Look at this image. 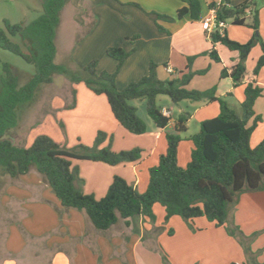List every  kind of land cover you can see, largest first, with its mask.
I'll list each match as a JSON object with an SVG mask.
<instances>
[{
	"label": "crops",
	"instance_id": "1",
	"mask_svg": "<svg viewBox=\"0 0 264 264\" xmlns=\"http://www.w3.org/2000/svg\"><path fill=\"white\" fill-rule=\"evenodd\" d=\"M9 1L14 8L16 5L21 7L26 16L31 13L39 15L42 11L40 0ZM160 1L163 4L160 12L174 17L176 15L174 10L182 6L180 0ZM204 1L208 5L211 1L219 3L221 0ZM243 1L245 0H232V4ZM254 1L256 5L250 0L252 5L245 15L246 24L230 26L226 22L225 28L232 39L246 42L254 33H258L264 40V3ZM129 2L133 1L71 0L67 3L62 9L57 30L56 60L69 58L71 66H84L96 59L99 70L114 72L117 70V60L108 56L107 48L122 46L126 50L134 49L117 73V85L123 88L147 74L152 61L158 64V76L164 80L177 77L179 71L185 70L189 56H198L192 63V69L208 67V72L196 74L188 87L204 90L217 85L218 96H226L231 92L232 95L228 96V99L232 101V105L240 107V102L244 99L245 82L235 86L231 77H221L222 68L230 65L224 61L219 51L222 60L220 62H214L209 54H203L218 46V43L213 44L210 33L203 27V20L208 15L215 14L214 10L208 7L207 11L202 6L199 19H192L186 14L182 18H176L171 27L170 22L159 20L165 28H171L169 34L159 29L146 12L149 10L147 7L144 5L139 7ZM256 7L259 15L257 30L251 27ZM90 16L92 20L87 24ZM4 19L11 21L9 17ZM30 21L23 20L26 23ZM68 23L76 25L70 40L63 34ZM80 28H85L86 33L78 35ZM261 54L262 48L260 44H256L246 61V78L255 79L256 83L263 87L262 95L254 104L255 115H260L262 120L251 135L252 146H256L264 139V65L257 76L253 74ZM237 58L238 56H235L234 60ZM198 75L201 76L199 79L203 80L202 85L195 81ZM72 86L78 89L77 104L70 109L71 111L69 110L72 115L77 119L90 116L96 119L103 118L109 123V127L100 125L104 124L103 122L90 126V141L99 129H103L109 135H114L112 148L116 151L127 148L123 145L125 139H131L136 146L144 149L142 157L134 162L109 165L102 161H90L88 167L93 178L90 183L85 178L84 191L93 193L97 198L106 195L115 174L125 177L140 191H145L149 181V168L158 164L160 155L167 149L166 132H173L177 116L181 112L189 111L191 116L187 122L188 129L181 133L183 139L178 150V162L181 166H186L191 159L192 142L189 140L193 135L189 133L191 122L197 119L201 124L203 120L217 116L220 111L218 101H191L181 104L182 101L174 103L166 95L168 98L161 97L163 103L161 106L170 112L169 124L162 128L157 127L154 122L152 124L147 122L148 130L142 134H135L129 132L115 119L105 94L94 93L84 82ZM82 90L90 94L87 107V103L84 105L79 96ZM49 101L52 111H46L45 115L55 113L56 116H60L67 109L65 107L68 104L67 98L60 94L54 95ZM255 115L250 118L248 125L253 123ZM36 125L26 135L25 145L31 144L38 135L34 133L37 130ZM80 162L81 160H74V164L80 167V173L83 174ZM8 177L12 180L8 183L6 192L0 197V264L248 263V257L237 238L230 235L224 226H216L206 217L196 218L194 228L178 215L166 221L165 208L156 203L153 206L156 216L154 220L136 215L129 218L130 223L126 224L125 220L119 217V220L108 229L99 230L85 211L64 207L44 176L35 167L26 175ZM230 218L246 234L261 231L252 247L254 250L262 249L264 256V190L242 193L239 203L230 213ZM164 252L169 260L164 259ZM262 256H258L257 260L263 261Z\"/></svg>",
	"mask_w": 264,
	"mask_h": 264
},
{
	"label": "trees",
	"instance_id": "2",
	"mask_svg": "<svg viewBox=\"0 0 264 264\" xmlns=\"http://www.w3.org/2000/svg\"><path fill=\"white\" fill-rule=\"evenodd\" d=\"M71 0H40L42 11L32 21L12 23L4 19L0 27V48L21 56L34 66V73L26 76L24 70L10 62H2L0 73V175L20 177L36 168L50 185L51 189L66 208L83 210L90 217L95 227L105 230L115 224L119 217L129 224V218L143 215L155 219L153 206L160 203L165 208V220L178 215L190 226L198 217H206L216 226H224L227 232L236 237L244 248L248 263L231 262L229 264H264L258 261L252 243L260 233L246 234L230 218L231 211L240 201L244 192L264 190V139L256 146L250 143L251 135L262 120L255 115L254 104L262 95L263 87L256 80L246 78V61L252 48L260 44L262 54L253 69L258 75L264 65V40L258 33L246 42L232 39L224 28H217L210 34L213 44L222 43L239 56L230 66H224L221 77H231L234 85L245 82L244 99L240 102L241 111H237L226 96L216 94L217 85L201 90L189 88L196 74L208 70L192 69L195 56L188 57L185 70L177 77L161 79L158 76V64L150 63L148 73L137 81L123 88L117 85V73L124 61L134 49L126 50L122 46H110L108 56L117 60V70L109 72L98 69V60L94 59L84 66L71 68L56 62L57 30L61 12ZM182 6L176 15L146 11L159 29L170 31L159 20L174 21L189 14L192 19L201 16L200 0H180ZM141 7L136 2H129ZM253 4L256 2L253 0ZM250 0L232 4V0L211 1L208 7L215 11L217 20L233 24H246V13L251 7ZM259 26L258 8L254 10L251 27ZM18 37L15 41L13 37ZM137 37V36H136ZM134 37V39L136 38ZM216 62L221 57L216 47L203 52ZM65 75L73 85L84 82L96 94H105L115 119L129 132L142 134L148 130L147 122L138 115V107L130 102L141 99L146 102V110L157 127H166L171 116L164 113V108L157 104L159 95H167L174 103L183 100L212 102L218 101L220 111L217 116L201 122L200 130L191 135V159L186 166L178 162V150L182 141L181 133L187 131V122L191 112H181L175 121L174 131L166 132L167 149L160 155L158 164L149 168V181L145 191L125 177L115 174L105 196L97 198L93 193L84 191L85 178L80 174V167L74 160L102 161L109 165L122 162H134L142 157L144 149L136 146L116 151L112 148L114 135L99 129L91 145L79 140L73 147H67L48 134L37 135L31 144L18 145L10 132L19 124V108L34 99L37 89L42 84L52 83L56 75ZM72 103L77 104V88L72 87ZM255 115L252 124L248 121ZM62 128L65 125L60 121ZM171 232V230H169ZM164 259L169 260L164 252Z\"/></svg>",
	"mask_w": 264,
	"mask_h": 264
},
{
	"label": "rangeland",
	"instance_id": "3",
	"mask_svg": "<svg viewBox=\"0 0 264 264\" xmlns=\"http://www.w3.org/2000/svg\"><path fill=\"white\" fill-rule=\"evenodd\" d=\"M125 1H133V2L140 4L141 6L144 5L145 8L147 7L146 9H149L148 11H155L158 13H162L160 12V9H162L163 4L161 3L162 1L160 0H156V1L154 0H144V1L143 0H125ZM200 2H201V7L203 6L205 10L208 11L209 8H208L207 3L204 0H200ZM257 2L259 4H262L264 3V0H257ZM152 7H155L158 10H155ZM174 11H177V9ZM37 15L38 14L31 13L26 16V14L24 13V10L21 7L16 5V7L14 8V5H12V2H10L9 0H0V27L4 26V23H3L4 17H9L12 23H16V22H21L23 20L30 21L31 19L35 18ZM91 20H92V16L88 18L87 24H89ZM164 21L170 22L169 27L172 26L173 21L163 20V22ZM227 23L228 25L230 24V26L233 25L231 20H228ZM75 27L76 25L72 23H68L66 31H63V34L66 36L67 39L70 40L71 35L75 32ZM169 27H168V30H171V28ZM87 30H88V26H86V31ZM76 31H78V28ZM78 33H79L78 35L80 34L83 35L84 33H86L85 28H80ZM13 39L15 41H19V38L17 36L13 37ZM67 39H64V40H67ZM217 48H218L219 53L222 55L224 61L229 65H232L234 63L235 56H239L238 51H232L222 43H218ZM197 57L198 56H195L194 60ZM68 59L69 58H62V60L57 59L56 61L58 63L66 64L67 66L71 68L76 67L75 65L71 66L70 62H68ZM4 61L10 62L17 68L25 71L27 75L22 78L23 81L28 77L29 74L34 73V66L32 64L27 63L21 56H18L8 50H4L0 48V73H2V62ZM59 61H62V62H59ZM217 64L221 65V63H217ZM222 67L223 66H221V68ZM207 72L208 70L206 71V73ZM197 77L198 79H196L195 81L197 82L198 85H202L203 80L199 79L201 78V76L198 75ZM72 87L73 86L69 78H67L65 75H60V74L55 76L54 81L52 83L42 84L37 89L34 99L30 102L22 104L19 108V117H20L19 124L16 128H14L10 132V136L13 138L14 142L18 145H25L26 135L30 132V129L34 125H36V123L39 121L38 124L36 125L37 130L34 132L38 135L48 134L52 138H54L56 141H59V142L62 141L61 144L67 147H73L75 144L79 142V140L85 144L91 145L94 142L96 135L90 141V126H95L96 123L98 124L99 122H103L104 124H100V123L99 124L103 126L107 125L109 127L108 121H105L103 118L96 119V118H93L92 116H90V118H87V117L82 118L83 120L87 118V121L86 120L83 121L82 119H77L76 117L72 115V112H70L71 108L65 109V111L61 113L60 116H56L55 113H51V114L49 113L47 114L48 116L45 115L46 111H49V110L52 111L49 100L54 95L56 96L60 94L63 97L67 98L68 104L72 102L73 100L72 99L73 98ZM79 96L82 99L84 105L87 103L86 105L87 107L88 103L90 102V94L82 90L80 91ZM161 97L168 98L166 95L164 96L160 95L157 99V104L160 106L163 104L161 101ZM77 98H78V89H77ZM130 102L138 107V115L142 119H144L149 124L153 123L152 119L147 113L145 100L133 99V100H130ZM185 102H191V101L184 100L181 102V104H186ZM230 103L232 104V101H230ZM232 106L237 111L239 112L241 111L240 107H237L234 104ZM174 107L176 109L178 108L177 106H174ZM60 121L63 122V124L65 125V128H62V126L60 125ZM200 126L201 124L198 123L197 119H193L190 125L189 133L190 134L197 133L200 130ZM123 145H125L124 147H127L125 149L136 147L135 142L132 141L131 139L123 140ZM80 163L83 169L82 170L83 174L81 173L80 174L82 177L86 178L90 183L91 182L90 180L93 178V175L90 173V170H89L90 168L88 167L90 161L81 160ZM0 178H1V184H0V197H1V195L6 192L7 185L12 179L9 178L8 175H2L0 176ZM260 235H261V231L256 237V239ZM253 251L256 252V258H258V256H262L263 254L262 249H258V250L253 249Z\"/></svg>",
	"mask_w": 264,
	"mask_h": 264
},
{
	"label": "built area",
	"instance_id": "4",
	"mask_svg": "<svg viewBox=\"0 0 264 264\" xmlns=\"http://www.w3.org/2000/svg\"><path fill=\"white\" fill-rule=\"evenodd\" d=\"M226 26V22L222 20H217L216 13L208 15L203 20V27L211 34L213 31H215L217 28L220 30H223ZM164 113L167 115H170L169 110L164 109Z\"/></svg>",
	"mask_w": 264,
	"mask_h": 264
}]
</instances>
